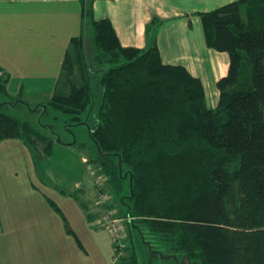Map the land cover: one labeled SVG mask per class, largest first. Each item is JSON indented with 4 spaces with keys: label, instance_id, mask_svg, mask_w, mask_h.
Wrapping results in <instances>:
<instances>
[{
    "label": "trees",
    "instance_id": "16d2710c",
    "mask_svg": "<svg viewBox=\"0 0 264 264\" xmlns=\"http://www.w3.org/2000/svg\"><path fill=\"white\" fill-rule=\"evenodd\" d=\"M83 1L90 36L72 38L43 106L89 115L88 159L134 217L116 264H264V0L201 13L207 44L230 54L216 107L201 78L163 61L156 40L122 45ZM11 99L0 80V139L20 138L38 164L60 137L12 112Z\"/></svg>",
    "mask_w": 264,
    "mask_h": 264
},
{
    "label": "crops",
    "instance_id": "0c3cea01",
    "mask_svg": "<svg viewBox=\"0 0 264 264\" xmlns=\"http://www.w3.org/2000/svg\"><path fill=\"white\" fill-rule=\"evenodd\" d=\"M234 1L238 0L92 3L95 18H109L122 45L146 48L156 40L163 61L183 65L201 78L208 105L216 107L217 82L228 73L230 54L207 44L201 13ZM84 30L83 0H0V66L11 97L32 109L24 94L52 96L65 52ZM57 140L37 164L23 140L0 139V158L10 162L14 176L0 183V264H111L114 243L107 214L125 217L128 206L109 183L105 188L113 197L100 204L88 169L87 178L60 171L63 176L54 180L49 163L57 146L78 150L84 165L89 157L77 139ZM21 172L26 180H19ZM36 174L41 182L32 179Z\"/></svg>",
    "mask_w": 264,
    "mask_h": 264
},
{
    "label": "rangeland",
    "instance_id": "374dc122",
    "mask_svg": "<svg viewBox=\"0 0 264 264\" xmlns=\"http://www.w3.org/2000/svg\"><path fill=\"white\" fill-rule=\"evenodd\" d=\"M87 28V27H86ZM90 36V31L87 28L86 37ZM92 43H88V52L92 53ZM1 81H5V77L0 79ZM41 95V94H39ZM39 95L32 96L24 94V98L28 99V103L33 106L31 108H27L22 105L19 101H16L15 98H12L11 103H9V107L12 108V112L17 113L27 119H30L34 122V124L45 134L48 136L53 137L54 139L61 137L62 141L68 140H78L82 143V145L87 146L85 151L87 154H92V157H96V150L92 145V140L89 135V128L87 122L89 121V115L85 118L84 121L77 120V119H70V117L66 114H57L54 115L55 112L51 111L50 109H44L42 103L47 99H50L52 96L51 94H43L44 96L39 97ZM20 100L24 99L22 96L19 97ZM16 102V103H13ZM39 103V104H38ZM41 104V108L39 110H34V107ZM88 114V113H87ZM68 124V125H67ZM80 143V144H81ZM91 147V149H90ZM93 149V150H92ZM84 151V153H86ZM78 150L75 149H65V147L57 146L55 148L54 155L50 158V166L54 170V180L61 179L63 174L60 171L66 173L69 177L80 176L82 173L85 175V178L88 177L89 172L86 170L87 167L82 162L81 156L77 153ZM95 167L99 165L96 162H93ZM24 164V163H22ZM29 164V162H26ZM67 169V171H66ZM60 172V173H59ZM81 172V173H80ZM80 173V174H79ZM12 169L11 164L6 158H0V183H8L12 180L14 176H12ZM90 177V176H89ZM84 178V179H85ZM28 179V178H27ZM33 180L41 182L40 177L36 174V178H32ZM19 180H26L24 179V173L21 172ZM13 181V180H12ZM128 192V191H127ZM126 194V193H125ZM119 217V216H118ZM110 236L113 240V235L109 231ZM114 251V250H113ZM181 260L178 262L174 259H171V264H194L191 263L189 260ZM112 263V257L110 260Z\"/></svg>",
    "mask_w": 264,
    "mask_h": 264
},
{
    "label": "built area",
    "instance_id": "2783aa9c",
    "mask_svg": "<svg viewBox=\"0 0 264 264\" xmlns=\"http://www.w3.org/2000/svg\"><path fill=\"white\" fill-rule=\"evenodd\" d=\"M6 77V72L0 66V79ZM86 167L93 177L94 183L99 190L98 202L100 204H107L111 201L113 195L107 191L105 185L108 183L106 174L100 167H95L89 159L85 160ZM134 217L127 214L125 217H118L112 212L107 214L106 225L113 235L114 251L112 254V263L116 264L120 258L127 253V224L131 222Z\"/></svg>",
    "mask_w": 264,
    "mask_h": 264
}]
</instances>
